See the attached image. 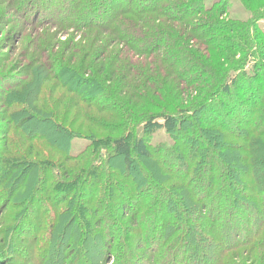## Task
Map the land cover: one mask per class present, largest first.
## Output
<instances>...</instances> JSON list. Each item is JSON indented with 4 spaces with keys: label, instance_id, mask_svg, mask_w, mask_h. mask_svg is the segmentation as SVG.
Masks as SVG:
<instances>
[{
    "label": "rangeland",
    "instance_id": "obj_1",
    "mask_svg": "<svg viewBox=\"0 0 264 264\" xmlns=\"http://www.w3.org/2000/svg\"><path fill=\"white\" fill-rule=\"evenodd\" d=\"M94 1L95 0H0V178L2 175H5L7 169H9L8 167H10L1 161L6 158L7 154L9 156H11V153L17 154V157L25 155L27 158L36 160L40 157L37 155L38 153H42L45 157L53 153L54 155L51 160L54 162L56 159L57 164L53 167L45 168L51 170V172L55 170L63 172L61 167L56 168V166L63 163L69 169H77L80 167L81 163H85V161H81L83 160L81 158L86 154L88 148V156L96 152L94 154L95 156H91L88 160L90 164L96 166L94 172L101 171V167L103 166H108L109 170H112L113 175L121 174L119 178L125 176L121 184L124 188L120 187L116 180L115 182L114 180L111 181L113 186H111L110 182L107 180L98 185L100 195H102L103 192L106 202L110 194H112L111 190L113 187L120 189L116 199H111L106 204V210L108 211L106 219L117 221L120 212L125 215L126 212L123 211L120 206V196L125 198V203L128 208L127 212L129 215L124 220L125 222L128 220L131 221L132 215L134 212H137V207L139 205L147 204L148 200L154 197L158 199V203L153 200L154 202L152 201L143 211V214H145L143 216L145 217L140 218V223H143V226H141L144 228V232L141 233L142 235L140 236V233L132 231L135 243L131 247L136 252H139L143 259L149 264H176L175 261H177L174 260L170 263L168 260L169 263H167V260H165L167 253H163L160 250L150 252L147 248L148 241L146 238L152 226L158 233L160 240L161 236L165 233L164 226H166V223H168L170 219L172 222L173 220L175 221V217H170L171 212H167L166 210L160 215L154 216L160 209L157 204L163 205L166 208H172L173 204L172 202L169 203V198L167 196L162 194L161 196L156 195L158 190L156 186H154L153 180L157 179L161 182L160 191L167 195L169 193L170 195H179L178 190L174 188L173 185L182 182V187L185 190V183L189 180L192 199L189 201L184 200V194H182L180 198L184 203L173 206V211H179L178 215H176V219L182 217L184 220L180 223L183 224L185 228L182 229L181 232L180 230L175 231L174 235L178 236L185 231L186 234L188 231H192L193 243L191 240L190 243L196 246L198 250H205L209 254L211 253L208 256L209 259L205 261V264H220L216 260V253L221 249L224 255L223 262H227L226 264H264V253L263 250H260L263 246L256 249L254 244V256L256 254L258 256L253 258H251V254L249 253L251 248H249V246H243V244H245L244 241L248 239L250 234L251 238L254 237L255 232H253V230L257 226V224L255 226L253 225L256 223L255 215L258 213L261 216L264 212V178L257 179L260 169H264V147L258 149L254 143H249L247 140H244V136L242 137V135L245 133L242 134L238 130V128H241L243 125L239 124V122L238 125L236 123V116L231 113L235 110L243 114L245 112L244 108L248 107L246 105L254 101V97H259L258 95L255 96L254 91L248 89L250 80L248 78L251 76L244 73L247 69L248 73H253V64L252 69L249 68L251 65H248L244 69L240 68L239 71L235 73L238 85H233L235 88L227 97H223L225 93L219 92L208 99L206 103L203 99L206 105L203 109L201 108L199 112H185V114L191 113L192 115V121L190 123L191 133H188V139L185 136V134H187L185 133L186 130H184V133L181 135L177 132L171 133L165 129L161 131H152L150 133L144 129L142 124L136 128H134L133 125L127 126V124L125 125L124 123L120 125V121L112 120L105 112L111 110L112 112L110 113H115V116H117L120 112L126 113L125 110L130 108V116V114H134L138 111L137 104L138 101L140 102L138 99L140 95H145L146 97V100L142 99L143 105H145L144 103L146 102L148 103L147 96L150 97L149 101L151 103L157 104L158 102L155 100L157 95H155L154 92L158 91V89H156L154 84H162V87L168 92L169 88L178 86L176 89L178 96L184 95L186 99L190 96V89H192L190 87L192 86H187V84L181 81H178L179 85L174 86L171 84L173 78H170L171 75L168 76L167 73L169 67L164 60L166 54L170 55V59H174V61L177 62V66L180 68L184 66V78L188 79L191 75H198L201 70L195 63L196 58H194V55L205 62H212L210 64H213L211 57L216 53L212 51L211 48H214V44H218L224 37L216 33L211 34L209 36L210 40L208 41L210 46L194 38L195 41H193V44L188 42L190 46L192 45L194 48L192 46L190 47L189 44L187 45L190 49H193V52L181 50L179 44L175 42L174 45L176 47L174 45L173 47H168L163 43V45L159 47V49H164L162 52L157 51V49L151 52L150 55L145 53L141 55H134L131 53L129 55H118L117 50H119L118 47L121 43L110 31L112 30V21L110 22L112 14L118 10L126 11L128 10L127 7L130 6L138 8V6H136L137 3H143L144 6L149 5L152 0H114L112 4L104 5V8L102 6L103 0L101 2L98 1L97 4H94ZM188 1L190 0H182L181 2L185 4ZM204 4L206 8H210L214 4L221 7L219 13L214 14L215 18H219V20L229 21L230 19L237 18L238 20L245 21L250 16L239 0H205ZM226 5L228 7V12L225 14L224 7H226ZM175 11L176 10L173 9L172 12ZM219 14H222V16H219ZM163 19L166 21V17ZM97 20L101 21L98 22ZM168 24H170L171 27L168 26L165 28L162 26L165 35L173 31V33L181 34L182 40L186 38L184 31L180 32L179 30L181 27L176 26L175 22L169 21ZM260 25L264 29V20L260 22ZM173 26L175 28H173ZM162 41H166V39L162 38ZM104 45L106 46L105 48H107V57H102V51L100 50ZM154 47L153 44L152 48ZM96 50L99 51L96 53ZM224 56H226V54ZM128 60L130 63L133 62L137 64L141 69L136 71L132 67L133 70L128 71L123 64ZM104 61H106L105 66H103ZM162 62L168 68L163 66ZM209 63H207L208 70H214L210 68ZM84 69H89L90 74H86V70ZM102 69V72L106 69L115 71V76L111 83L106 80L103 73H98ZM185 72L188 73L185 74ZM162 73L163 75H161ZM58 76L60 78H58ZM202 77L204 79L206 78L205 75H202ZM167 78L170 79L167 80ZM198 84H200V82L194 86H198ZM179 88H181V91ZM63 92L71 97L72 100L65 101L59 98L60 95L65 94ZM173 93L170 95L172 100ZM196 94L197 93L194 91L195 96ZM171 102V104H173V101ZM222 102L223 104H221ZM160 103L166 106L161 98ZM204 103H202V105ZM44 107H53L54 111L59 110L64 115L66 113L65 111H67L66 118L68 119L70 117L67 126L63 125L62 122L64 120H58V118L57 120L60 122V125H55L53 123L55 120L51 119L50 114L44 110ZM143 108L145 107L143 106ZM232 108L233 110L230 111ZM76 109H82V113L84 114L80 115L79 121L75 118ZM178 109H180V107ZM163 111L168 112L166 110ZM144 112L141 113L145 114ZM85 113H90L92 115H90L89 119H84ZM220 113H222L224 117V122H226L225 116L231 119V122L228 124L226 122V124L224 123L225 125H221L217 123L216 119L210 118V115H214V117L218 116L219 118L221 116ZM173 114H175L177 118H181L179 115L180 113L175 111ZM30 115H34L35 119L25 123L21 122V119L25 117L30 118ZM204 115H206L208 119H206ZM100 117L106 118V120L102 121ZM48 119H51L52 127L48 124ZM209 120L210 122H208ZM219 121L221 122L220 118L218 122ZM206 122L213 123L216 127L211 128V124L209 125ZM81 123H85L87 128L88 126L91 127L95 133L91 132L93 133L91 134L87 130L80 128ZM94 123H99L102 126L99 131L98 126L96 124L94 125ZM205 123L209 125V128L204 125ZM221 127L223 129H231L232 132L235 130V134L230 135L228 132H221ZM102 128L109 129V132L108 130H102ZM212 131L214 135L215 133L216 135L221 133L223 136H228V139L225 138L224 140L222 137L217 138L213 135ZM120 132H123L130 145H133V138L137 136L143 137L153 151L152 156L144 159L138 164V167L135 168L140 170L139 174H137L134 167L131 169L133 171H130V169L127 170L122 160L116 161V164L115 162L112 163L108 161L109 149L106 140ZM63 134H67L66 144L64 143L65 138H63ZM228 134L232 138L229 137ZM68 138H70V141ZM178 141H183L186 144L187 149H184L187 152L186 158H189L193 151L195 152L194 154L197 153L192 157L194 164L189 170L187 169L189 161L180 153L182 149L179 148L180 146L178 147ZM234 142L245 143V145L243 147H235ZM198 144H205L206 147H202L203 149L199 150ZM156 148L163 149L161 154L155 151ZM83 150L85 151L81 153ZM244 153L247 154V156L250 155L251 160H256V162L258 161L259 163L258 166L255 164L253 166L248 165L247 167V172L252 175L254 174V179L258 180L259 185V187H257L258 185L256 184V195L251 194V192L255 190V186L244 191L246 194L251 195L249 200L242 196L239 197L234 189L237 185H244L246 182V180L243 181V179H241L243 174L242 170L245 167L244 165L247 166L240 158V155ZM252 153L253 155H251ZM179 154H181V157H179ZM71 155H77L78 157L75 159H67L72 157ZM230 155L235 159L234 161L229 160ZM212 159L215 160L212 161ZM21 164H24V162L22 161ZM25 166L26 165H24V167ZM29 166L30 164L27 165V167ZM27 167L17 176L18 179L11 185L12 188L20 185L22 183V178H24V183L31 179V172L27 171ZM163 167L170 172V174L166 172L164 179V174L161 172ZM233 167L235 168V172L231 174L230 169ZM36 168L38 169V167ZM158 169L159 173L157 171ZM142 172L144 173L142 174ZM221 173L227 174L231 180L227 192L233 193L234 191L236 195L235 193L232 195H234L235 198L237 196L241 201L255 200L254 204L248 202L252 204L253 209L256 210L255 212L237 209L239 203L234 204L229 200H220L221 196L219 192L221 186L219 180H214L213 176L220 175ZM107 174L111 175L108 170ZM185 175L187 178H182V176ZM199 176L202 178L201 185H204L205 188L198 186L199 183L197 178H199ZM37 178L36 187L38 191H36L39 192L42 197L48 198V193H44V176L42 173H37ZM140 178L145 180V184L142 186L144 189L139 187V184H141ZM57 179L59 178L56 177L54 173V176L52 178L50 177L48 180L49 184H56L55 181H57ZM211 179H213L214 182L212 193L209 187L211 186ZM32 183L33 182H30L31 186L28 189L29 192L33 185ZM138 187L140 191H138ZM60 188L61 186L53 190V196L55 195V197H53L54 199L51 197L47 200L49 203L39 199L33 201L32 208L28 210L29 212L25 217L28 223L23 224L22 227L18 229L17 234L13 233L14 227L12 226L10 229H8L9 226L7 227L6 234L3 231L5 230V225H8V222H4L6 221L7 214L4 210L2 201L6 196L5 190L0 189V258L7 256L4 259L12 260L8 264H68V262H66L68 253L62 254L61 251L64 240L63 236L57 239L56 235L51 234V236L47 238L52 241L51 243L47 241L44 248L42 245L44 240L43 237H41L39 246L36 245L35 240L33 242L36 226L38 222H40V219H42L41 215L43 212L48 211L50 215V211L53 210L55 215L56 213L58 214L56 216L59 219H63L64 215L62 216L61 212L68 207L66 202L61 204L56 203V198L61 194V192H57ZM30 195L33 196V193ZM100 195L98 194L96 198H100ZM202 197L207 207L206 209H208V211L209 208L214 209L211 212L217 216L219 215V218L209 219V215H204L199 212L200 206L196 204V199L200 200ZM15 202L17 203L18 200H15ZM82 202L89 205L85 198ZM55 203L57 205H55ZM87 210H92V208L89 206ZM12 212L15 211L12 210ZM205 214H208V212H205ZM74 215L75 217H80L77 213ZM20 216H23V214L18 215V220ZM185 216H189V218L192 219L191 222L194 223L193 226L189 223L186 225ZM82 217V220L78 218L79 221H77L79 225L78 230H75L74 227L69 228L71 220H69V222H64L63 225L61 224L63 227L61 230H64L65 235L67 234V230L69 232L75 230V236L70 238L71 246H73L75 250L81 251L82 258L87 264H130V262H132L130 256H127V251L123 252V248L121 247V243L124 245L125 237H123V233L126 230L123 225H119L117 228H108L104 223L101 225L100 229H97V224H93L92 220L89 219L90 217H86L85 214H82ZM83 219L84 223L81 225ZM201 219L208 220V226L203 225ZM244 222H246L247 226L244 225ZM261 223L262 221L260 220L259 229L262 228ZM248 226L252 228L250 232L246 231L238 235L237 230H245ZM136 230L140 229L137 228ZM100 232L101 234L98 235ZM110 233L112 234V238L115 239L114 247L108 246L110 242L107 237ZM203 234L207 237H205L206 239L202 238ZM2 236L7 237L8 243L11 244L9 254H4L2 252ZM67 238H69L68 235ZM156 242L159 241L157 240ZM237 242H240L239 244L242 246L232 251L231 248L234 247ZM257 242V245H262L264 242V235H262ZM93 247L96 251L93 250ZM70 256L75 258L74 253ZM199 256L200 255L194 254L196 258ZM186 258L187 259L184 261L189 260L188 257ZM178 264H185V262H179ZM201 264H204V262Z\"/></svg>",
    "mask_w": 264,
    "mask_h": 264
},
{
    "label": "trees",
    "instance_id": "obj_2",
    "mask_svg": "<svg viewBox=\"0 0 264 264\" xmlns=\"http://www.w3.org/2000/svg\"><path fill=\"white\" fill-rule=\"evenodd\" d=\"M98 1L101 2L102 0H95L93 3L97 4ZM113 1L114 0H103V5H102L103 8H104V5L106 4L110 5L113 3ZM181 1L182 0H152V2L149 3V5L144 6L143 3L141 4L137 3L136 6H138V8H134V6H130V7H127L128 10L126 11L118 10L114 14H112V18L110 19V22L112 21V27H111L112 30L110 31L112 35L117 37L119 42L121 43V45L119 43L120 45L118 47L119 50H117L118 55L120 54L129 55L130 53L134 55L135 54L141 55L144 53L150 55L151 52L157 49H158L157 51L162 52L164 49H159V47H161L163 43H165V46L173 47L175 42L179 44V48H181V50H184V51L187 50L188 52H191V51L193 52V49L192 48L190 49V47L192 46V45L190 46V44L194 43L193 42L195 41L194 38H196L198 41L200 40L202 43L208 46L209 44L208 41L210 40L209 36L213 33H216L217 35L223 36L224 38L220 42H218V44H214L215 46L214 48L209 47L211 48L212 51L216 53L211 57L213 64H210L212 62L210 63L205 62L194 55V58H196L195 63L197 64V66L201 68V70H200V73H198V75H191L188 79H186L184 78V74H183L184 66L180 68L179 66H177V62L174 61V59H170V55L166 54L164 56L163 54L164 60L169 68L163 62H162L163 63L162 65L168 68V71H167L168 76L171 75L170 78H173L171 84H173L174 86L179 85L178 81H181L187 84V86H192L190 87L192 88L190 89L191 90L190 96H188L187 99L185 98L184 95L178 96V92L176 90L178 86L169 88V92H168L162 87V84L159 83V84H154L156 89H158V91L154 90L155 91L154 94L157 95L155 99L158 102L157 104L153 102L151 103L149 101L150 97L147 96L148 103L147 102L144 103L146 106L143 105L142 99L146 100V97L145 95H140V97H138L140 102L138 101V104H137L138 111H136L134 114H130L129 116V113H130L129 111H131L130 108L128 110H125L126 113L128 114L124 112H120L118 113L117 116H115V113H110L112 112L111 110H108V112H105V113H107L110 116L109 118H111L112 120L120 121V125H123L124 123L125 125L127 124V126L133 125V127L136 128L142 124L144 129L150 133L152 131H161L165 129L171 133L177 132L179 135H181L184 133V130H186L185 133L187 134H185V136L188 139L189 138L188 133H191L190 123L192 121L191 120L192 115L191 113L185 114V112L186 111L187 112L193 111L195 113L199 112L201 108L203 109L205 107L206 101H208V99L212 98L219 92L225 93L223 97H227L228 94H230L235 88L233 85H238L237 77L235 73L239 71L240 68L244 69L248 65H251L249 68L252 69V64H253V71H252L253 73L251 74L248 73L247 72L248 69L245 70L244 73H247L248 75L251 76L250 78H248L250 79L248 89L251 91H254L255 96L258 95L259 97L258 98L254 97L253 98L254 101L246 105L248 107L244 108L245 112L243 114L236 112L235 110H233V108L230 111L233 110L231 113H233V115L236 116V119H237L236 123L238 124L239 122V124L243 125L241 128H238V130L242 134L245 133L244 135H242V137L244 136V140L245 141L247 140L249 143H254L257 146L256 148L261 149L262 147H264V29L261 27L260 22L264 20V0H239L241 4L243 5V7L248 11L250 15L249 18H247L245 21L238 20L237 18L230 19L229 21H225L221 19L219 20V18H215L214 14L219 13V9L221 7L217 6V4H214L210 8H206V5L204 4L205 0H190L185 4L182 3ZM173 9H175L176 11L172 12ZM224 11H225V14L228 12L227 5L226 7H224ZM220 15L222 16V14H219V16ZM164 17H166V21L163 19ZM97 21L100 22L101 20H97ZM169 21L170 22L173 21L176 23V26L181 27L179 31L180 32L184 31V33L186 34L185 39L182 40L181 38L182 35L178 33L177 34L173 33V31L172 33L168 35L164 34L165 32H164L163 27L165 28H167L168 26L171 27V25L168 24ZM173 28L175 27L173 26ZM162 38H165L166 41H162ZM188 42H191V43L189 44ZM153 44L157 48L155 47L152 48ZM188 44L190 47L187 46ZM105 47L106 46L104 45V47L102 48L103 50L100 49L102 51V57L103 56L107 57L108 55V52L106 50L107 48ZM192 47L194 48V46ZM98 51L99 50H96V53ZM225 54L226 56H224ZM207 63H209L210 68L214 70H208ZM105 64H106V61L103 62V66H105ZM123 64H124V67L128 69V71L133 70L132 67L136 71L141 69L137 64L133 62L130 63L129 60L127 62H124ZM84 70H86L85 71L86 74L88 75L90 74L89 69L88 70L84 69ZM102 71L103 69L100 70V72L98 73H103L106 77V80L109 83H111V81L113 80L115 76V71L111 69H106L104 72ZM186 73L188 72H185V74ZM161 75H163V73ZM202 75H205L206 78L204 79ZM58 78L60 77L58 76ZM170 78H167V80H169ZM198 82H200V84H198V86H194ZM179 90L181 91V88H179ZM194 91L197 93L196 96L194 95ZM171 92L172 93L174 92L173 100L170 96L172 94ZM59 98L64 99L65 101L72 100V98L67 96L66 93L63 95H60ZM160 98L165 102L166 106L160 103ZM171 101H173V104H171L172 103ZM202 103L204 104L202 105ZM221 104H223V102ZM143 106L145 108H143ZM179 107L180 109H178ZM44 110L48 114H50L51 119L55 120L53 122L55 125L59 126L60 122L58 120L62 119L64 120L62 122L63 125L67 126V123L70 120V117L68 119L66 118L67 111H65L66 113L64 115L59 110L54 111L53 107H48V108L44 107ZM163 110H166L168 112H164ZM175 111L177 113H180L179 115L181 118H177L175 114H173V112L175 113ZM82 112H83L82 109H76L75 118H77L78 121H79L80 115H84ZM141 112H144L145 114H142ZM220 114L221 116L219 118L221 122L220 121L218 122L219 120L218 116L214 117V115H210V118L216 119L217 123L221 125H225L226 122L227 124L231 122V119L227 118V116H225L226 122H224V117L222 113ZM90 115L92 114L85 113L84 119H89ZM204 116L206 117V119H208L206 115ZM33 119H35V116L30 115V118L25 117L24 119H21V122L25 123ZM51 119L47 120L50 126L52 122ZM100 120L105 121L106 118L100 117ZM208 122H210V120ZM208 122L206 123L209 125L211 124V128L216 127L215 124L208 123ZM206 123L204 125L208 126L209 128V125H207ZM95 124L96 123H94V125ZM96 125L98 126V131H99L102 126L99 123H97ZM80 128L87 130L90 133L91 132L95 133V131H93L91 127L88 126L87 128L85 123H81ZM220 129H221V132H224V133L228 132L230 135L235 134V130H233L234 132H232V130L228 128L223 129L221 127ZM102 130H105V131L108 130L109 132V129L102 128ZM218 134L219 135H216L215 133L214 135L213 133V135L217 138L222 137L224 140L225 138L228 139V136L227 137L223 136L221 133H218ZM116 135L111 136L109 137V139L106 140L108 142V149H109V160L108 161H111L112 163L115 162L116 164V161L122 160L127 170L130 169V171H133L131 170L133 169V167L134 169L137 168L139 163H141L144 159H147L148 157L152 156L153 151L151 147H149V144L143 137L141 138L137 136L133 138V145H130L126 136L123 134V132L122 133L120 132L119 134H116ZM230 135L229 137H231ZM66 137H67V134H63V138H65V141H64L65 144L67 141ZM68 139L70 141V138ZM234 143H235L234 144L235 147H239V146L243 147L245 145V143H238V142H234ZM198 146H199V150H202L203 148L206 147L205 144H201V145L198 144ZM178 147L182 149V152H180L182 156L185 159H188L189 161L187 165V169L189 170L194 164L192 161L193 159L192 157L195 156L197 153L194 154L195 152L192 150L193 153L189 156V158H186L185 157L187 155V152L185 151L187 149L186 144L183 141H178ZM88 150H86V154L81 158L83 159L81 161L82 162L85 161V163H81L79 168L69 169L63 163L56 166V168L61 167L63 172L57 171V170L51 172V170H48L47 168H45V167H53L55 166V164H57L56 159L54 160V162L51 160L52 156L54 155L53 153L47 157H45L42 153H38L37 155H39L40 157L36 160H33L32 158H27L25 155L24 156L22 155V157H17V154L11 153L10 154L11 156L7 154L6 158L2 159L1 161H3L4 164L10 167H8L9 169H7V172L5 173V175H2V177L0 178V189H4L5 195H6L2 199L4 210L7 214L6 221L4 222L6 223L8 222L7 223L8 225L4 224L5 225V230H3L4 233L5 234L7 233L6 229L8 226H9L8 229H10V227L12 226L14 227L13 233L17 234L18 229L21 228L23 224L28 223L25 220V217L27 216L29 212L28 210L32 208L31 206L33 205V201L39 199L44 202H47V200H49L51 197L52 199H54L53 197H55V195L53 196V190L61 186V188L57 190V192L58 193L61 192V194L59 195V197H57L58 199L56 198V203L61 204L63 202H66L68 208L61 212V215L62 216L64 215L63 219H59L56 216L58 214L56 213L55 215L53 210H51L52 211L51 212L48 209L50 211V215L48 211H45L42 213L41 215L42 219H40V222H38L36 226V232L33 237V242L35 240L36 245L38 246L40 245L41 237L44 238L43 243H42L43 248H44L47 241L51 243L52 240L47 238V237H50L51 234L56 235L57 239L63 236L64 240L62 243L63 247L61 251H62V254H65L66 252L68 253L67 254L68 259L66 260V262H68V264H71V261H72V264H87L85 260H83L82 258L81 251L75 250V248L71 246V242H70V238H73L75 236V230L79 229L78 228L79 225L77 224V221H79L78 218L82 220L83 218L82 214H85L86 217H90L89 219L92 220L93 224L94 223L97 224L98 226L97 229H100L101 225L104 223L106 224V227L108 228H117V226L123 225L126 230L123 233V237H125L124 245L121 243V247L123 248L122 251L123 252L127 251V256H130V258L132 259V262H130V264H134V263L135 264H147L148 262L143 259L142 255H140L139 252H136L131 247L135 243V239L133 238L134 235H132L133 233L132 231H136L137 233H140V236L142 235L141 233L144 232V228L142 227L143 223L142 222L140 223V218L145 217L143 216L145 215L143 214L144 213L143 211L145 210V208L148 207V205L153 200L157 201L158 203V199L154 197L151 200H148L147 204L139 205L137 207L138 209L137 212H134V214L132 215L131 221L128 220L125 222L124 220L129 215L127 212L128 208H127V204L125 203L126 202L125 198L123 196H120L119 197L120 202H121L120 206L122 207L123 211L126 212L125 215H123L120 212V215L117 218V221H110V219H106L108 215V211L106 210V204L109 200L116 199V196L118 195L120 189L113 187L111 190L112 194H110L106 202V198L103 195V192H102V195H100V190H99L98 185H100L101 182L107 180L110 182L111 186H113L111 181L114 180L115 182L116 180L117 183L120 185V187L124 188V186L121 184H122V181H124L122 179L125 178V176H123L122 178H119L121 177V174L113 175L112 170L110 171L108 166H103L101 167L102 170L100 169L101 171L94 172L96 166L90 164L88 160L91 156L94 157L95 156L94 154L96 152H93L90 156H88L87 155ZM162 150L163 149H158V148L155 149V151H157L159 154H161ZM84 151L85 150H83L81 153H83ZM181 154H179V157H181ZM251 155H253V153ZM71 156L72 157H69L67 159H75L76 157H78L77 155L76 156L71 155ZM240 158L242 159V162L244 164H247V166L244 165L245 167L242 170L243 174L241 177V179H243V181L246 180V182L244 183V185H241V184L237 185L234 189L237 192V195H239V197L242 196L246 198L247 200H249L251 198V195L246 194L244 191L246 189L253 188L255 186V190L252 191L251 194L256 195L257 187H259L257 179L264 178V169L263 170L260 169V172L257 175V179H254V174L252 175L251 173L247 172V167L248 165L253 166L255 164H257L258 166L259 164L258 161L256 162V160H251L250 155L247 156V154L245 153L243 155H240ZM214 160L215 159H212V161ZM229 160L234 161L235 159L230 155ZM22 161L24 162V164H21ZM28 164H30L29 167H27ZM24 165H26L25 167H27V171L31 172V179L24 183L23 182L24 178H22L21 180L22 183L20 182L21 183L20 185L12 188L11 185L14 183L15 180L18 179L17 176L20 174V172L24 171V168H25ZM36 167H38V169ZM159 169L157 170L158 173H159ZM107 170L109 171L111 175L107 174ZM162 170L161 172L164 174L163 176V179H164L166 172L168 174H170V172L165 167H163ZM135 171L137 172V174L140 173L139 169H135ZM233 172H235L234 167L230 169V173L232 174ZM37 173L38 174L42 173V175L44 176V179H43L44 180L43 182L44 191H45L44 193H48L49 195L48 198L42 197V195H40L39 192H37L38 191L36 187L37 179H38ZM54 173L56 177H58L59 179L55 181L56 184L50 185L48 180L50 177L52 178L54 176ZM143 173L144 172H142V174ZM201 176L197 178V181L199 183L198 186L202 188L204 187V185H201V179H202ZM185 177L187 178L186 175L182 176V178L184 179ZM213 179L216 181L219 180V184L221 186L220 187L221 190L219 192V195L221 196L220 200L222 199L229 200L231 201V203H234V204L239 203L237 205L238 206L237 209H243V211L245 210H249L252 212L256 211L255 209H253L252 204L248 203V202H251L254 204L255 200H252V201L242 200L241 201L240 199H238L237 196L235 198V196L232 195L233 193H235L234 191L233 193L227 192V188L231 184V180L227 174L221 173L220 175H215L213 176ZM213 179H211L210 181L211 186H209L211 188L210 189L211 193L213 192V184H214ZM139 180L141 181L140 182L141 184H139V187L143 188L142 186H144L145 180L141 178ZM188 181H186L185 183L186 189L188 191L186 189L185 190L183 189L182 182L181 183L178 182L179 185L178 184L173 185V187L178 190L179 195L177 194L170 195V193L167 195L161 192L160 191L161 182H159L157 179L153 180L154 183L153 182L151 183L155 184L154 186H156L158 190V193H156V195H160V196L161 194L165 195L169 198V203L172 202L173 206H178L180 203H184V201H181L180 195L184 194L183 195L184 200L189 201L192 199V196H191L192 193H190L191 186ZM30 182H33L32 183L33 185L29 192L28 189L31 186ZM256 184L258 185L257 187H256ZM139 187H138V191H140ZM207 189H208V186H207ZM32 193H33V196L30 195ZM98 194L101 197L97 199L96 197ZM84 198L86 199V201H88L89 205L82 202ZM15 200H18V202L16 203ZM196 200H197L196 204L200 206L199 212H201L204 215H209L208 216L209 219H212V218L217 219L220 217L219 215L217 216L211 212L214 209L209 208V211L208 209H206L207 207L203 201V197L200 200L199 199H196ZM47 203H49V201ZM56 203L55 205H57ZM157 205L160 207V209L158 210V212L155 213L154 216L156 215L158 216L163 211L166 210L167 212H171L170 217L172 218L175 217V221L173 220L172 222V220L170 219V221L166 223V226H164L165 233L163 236H161L160 240H159L158 233L156 232L155 228L153 226L151 227V231L149 232V235L146 238V240L148 241L147 248L149 249V251L155 252V251L160 250L163 253H167L165 256V260H167L166 261L167 263L169 262L171 263L172 261L177 260L175 261L176 264H178L179 262H185V264H201L204 262L205 264V261L209 259L208 256L211 253L209 254L205 250L201 251V250L196 249V246L192 244L193 243L192 231L191 232L188 231L187 234L185 231L179 234L178 236L174 235L175 231L180 230L181 232V230L185 228L183 224L180 223L184 219L182 217L176 219L177 217L176 215H178L179 211L178 210L173 211V206L172 208L171 207L166 208L163 205H160V204H157ZM87 206L88 207L90 206L92 210H87L88 208ZM12 210H14L15 212H12ZM191 211H192V208H191ZM205 212H208V214H205ZM75 213H77L78 216L80 215V217H75L74 215ZM22 214L23 216L19 217V220H20L19 221L18 215H22ZM257 214L255 215L256 223L253 224L254 226L257 224L256 228L253 230V232H255L254 237L251 238V234H250L248 236V239L244 241L245 244H243V246H249V248H251L249 251V253L251 254V258L258 256L257 254L254 256L255 252H253V250L255 246H256V249H259L260 246H263V248L260 250H263V253H264V242L262 245H257L258 244L257 241L259 240V238L262 235H264V212L261 216L260 214L258 215ZM69 220H71V223L69 224V228L74 227L75 230L70 231V232L68 230L67 231L65 230L67 233L65 235L64 230H61L63 228L62 225L66 221L69 222ZM191 220L192 219L189 218V216H185L186 225L189 223L191 226H193L194 223L191 222ZM201 220H202L203 225L208 226L207 224L208 220H204V219H201ZM260 220L262 221L261 229H259ZM82 223H84V219H83V222H81V225H83ZM244 225L247 226L246 222H244ZM137 228H139L140 230H136ZM251 230L252 228L248 226L245 230H237V232H238V235H240L246 231L250 232ZM100 234L101 232L98 233V235ZM67 235L69 236V238H67ZM4 236H2V240H1L2 241L1 249L4 254H9L11 244L8 243L7 237H4ZM205 237L206 236L203 234L202 238L206 239L207 237L206 238ZM107 238H108V241L110 242L108 246L114 247L115 239L112 238V234L110 233ZM157 240L159 242H156ZM190 240L192 243H190ZM239 243L240 242H237L236 245L231 248V250L234 251L240 248L242 245H240ZM93 250L96 251L94 247H93ZM72 253H74L75 258H73V256H70ZM194 254L200 255V256L196 258L194 257ZM216 256H217L216 260L218 261V263L220 264L227 263V262L226 263L223 262L224 255H223L222 249L218 253H216ZM186 257H188L189 260L184 261L185 259H187ZM4 258H0V264H5V263L8 264L10 263V261H12L10 259L6 260Z\"/></svg>",
    "mask_w": 264,
    "mask_h": 264
}]
</instances>
